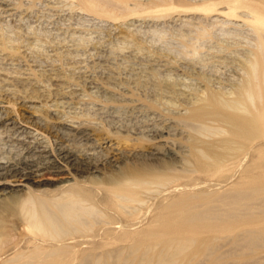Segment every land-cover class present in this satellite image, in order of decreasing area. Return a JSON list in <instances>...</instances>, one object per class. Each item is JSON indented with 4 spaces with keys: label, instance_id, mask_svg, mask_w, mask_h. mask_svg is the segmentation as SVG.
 Instances as JSON below:
<instances>
[{
    "label": "rangeland",
    "instance_id": "374dc122",
    "mask_svg": "<svg viewBox=\"0 0 264 264\" xmlns=\"http://www.w3.org/2000/svg\"><path fill=\"white\" fill-rule=\"evenodd\" d=\"M92 1L0 0V122L10 123L0 127V155L24 153L18 139L33 134L55 155L73 151L80 165L57 163L58 173L25 182L37 201L39 192L47 195L41 211L51 217L43 233L21 231L19 246L28 251L43 240L46 252L67 250L72 259L48 256L46 264H86L90 254L114 251L132 262L140 255L142 264H161L165 255H174L165 264H264V241L235 244L233 234L182 247L180 239L168 241L183 225L180 217L207 200L240 199L257 208L256 219L264 217V97L249 105L259 119L251 118L246 138L222 107L196 117L212 92L235 98L245 59L264 52V31L242 15L245 6L229 11L220 0ZM122 179L135 190L125 205L146 209L145 216L161 205L159 233L147 221L137 224L139 217L111 211L107 189ZM20 193L0 199V224L20 216ZM110 222L123 229L108 232ZM141 227L150 233L117 240ZM59 240L69 242L66 249L51 245Z\"/></svg>",
    "mask_w": 264,
    "mask_h": 264
},
{
    "label": "bare ground",
    "instance_id": "6f19581e",
    "mask_svg": "<svg viewBox=\"0 0 264 264\" xmlns=\"http://www.w3.org/2000/svg\"><path fill=\"white\" fill-rule=\"evenodd\" d=\"M86 1L90 5L93 4L92 0ZM223 3L228 5L225 6V8H227L229 11H235L234 8L237 4L245 6L247 10L243 12L242 15L248 16V22L256 29L259 34H261L260 32L264 31V4L261 1L220 0L218 4ZM101 8L99 10H101ZM214 10L215 9H212L210 11L212 15H209V17L216 15ZM205 34L206 33L201 32L200 39L205 37ZM259 45V49L264 48V45ZM254 48H256V46ZM243 67L245 77L235 87V98L224 99L221 95L212 92L206 99H204V102L208 105V108L199 110L196 114V117L199 120L203 115L211 114L210 112L218 114L219 111L217 107H222L224 110L228 111L224 114L230 117L229 119L236 128H238L240 131H243V137L246 138L249 135V131L246 128L249 127L253 122L251 118L256 120L259 119L249 109V105L256 104L257 101L264 97V73L262 72V69H264V52L261 53L258 50L257 52H251L249 57L245 59ZM259 114L261 116L263 115L260 111ZM9 124V121L5 120L0 122V127ZM20 129H22L19 131L20 133L25 131V128L22 126L16 128V130ZM32 139H34L33 134H26L25 136L23 135L18 139L20 143L27 145L26 151L24 153L18 154L14 158L11 156H1L2 154L0 155V199H3V197L11 192L18 191H22V193H20V198L23 199L20 216H10L5 218L0 224V264H46L50 256L59 259V262L61 263L62 258L68 256L65 263H69L72 259L67 250H60L56 253L46 252L47 247L45 246V241L43 240L41 243L36 245L34 249H30L28 251L24 250V248H22L23 246H19L18 241L20 239L19 236L21 235V231L39 230L41 233H43V231H45L44 221L46 218L51 217L48 213L43 214L41 211V207L49 201L47 195L39 192V200L37 201L34 198L37 196L26 187L25 182L29 179L33 180L34 178L41 176L49 170L58 173L60 167L57 166V163H60L63 167H74L76 169H80V165L78 163L79 161L77 162L76 154L73 151L63 148L60 149L59 153L55 155L45 146L43 147L41 143H38L37 140L36 142ZM89 167L90 168L88 170L91 172L97 170L96 166L94 165ZM131 185H133V183L129 182V180L122 179L114 188L107 189V194L109 195L107 200L113 204L111 211L115 214L124 215L125 217H139L136 222L137 224H142L143 221H147L150 227H153V229H156V232L159 233L165 227L163 215L161 218V205L159 207L158 204H156L152 208L154 210L153 215L149 216L147 215L150 213L149 209H147L148 213L145 216L144 213L146 212V209L143 210L141 207H137V205H125L122 199H133V194L135 193V190L132 189ZM19 186L26 188V191L21 188H17ZM69 196L76 197L75 194L72 193H70ZM215 201L216 199L207 200L205 202V207L199 212L186 217H180V219L183 220V225L179 226L174 234L168 238V241L174 242L180 239L181 243L179 246L182 247V244H189L190 242L196 241L200 238L216 237L217 239L218 237H223L230 234L234 235L233 242L235 244L246 245L250 242L264 241V217H262V219L255 218L254 215L257 208H254L249 204L242 203L240 199L230 203L221 201L222 203L219 202L220 204H213ZM138 202L142 203V200H138ZM221 204L227 205V208L222 209ZM151 207L152 206L149 208ZM153 210H151V212ZM59 211H62V209L60 208ZM73 212L74 209L66 210L64 215L70 216L73 214ZM177 218L178 217H176V219ZM223 219H227L228 221L221 225L220 221ZM110 223L111 224L106 223L108 225V232L110 230L113 231L114 229H123L122 227L117 226L119 222ZM145 225L147 224L145 223ZM142 229V227L133 229L127 228L124 233H119L117 240L122 242L126 241L129 243L137 241L142 238V236L150 233V231ZM33 239L41 240L39 238L36 239L35 237ZM30 240V238H26L25 242H29ZM66 244H69L67 240H59L51 245H53L54 248L57 246H63L64 249H66ZM17 247L18 249L16 250L15 255L8 258V253L12 252V250L16 249ZM117 252H109L104 257L103 254H90L84 260L86 264H130L132 262L133 258H129V255L122 256V251ZM147 255L148 252H146V256ZM173 256L174 255L163 256L160 260V263L165 264L171 260ZM133 257L135 258L137 256L134 254ZM138 257L139 258L136 259L139 260L134 259L132 263L136 262L137 264H142L143 262L140 261V255Z\"/></svg>",
    "mask_w": 264,
    "mask_h": 264
}]
</instances>
